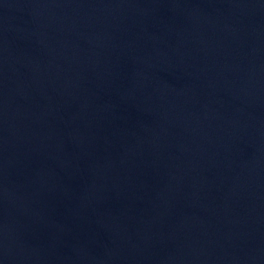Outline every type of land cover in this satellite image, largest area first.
Wrapping results in <instances>:
<instances>
[{
	"label": "water",
	"instance_id": "1",
	"mask_svg": "<svg viewBox=\"0 0 264 264\" xmlns=\"http://www.w3.org/2000/svg\"><path fill=\"white\" fill-rule=\"evenodd\" d=\"M0 264H264V0H0Z\"/></svg>",
	"mask_w": 264,
	"mask_h": 264
}]
</instances>
